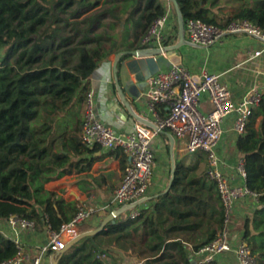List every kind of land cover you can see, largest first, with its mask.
I'll return each instance as SVG.
<instances>
[{
    "label": "trees",
    "instance_id": "16d2710c",
    "mask_svg": "<svg viewBox=\"0 0 264 264\" xmlns=\"http://www.w3.org/2000/svg\"><path fill=\"white\" fill-rule=\"evenodd\" d=\"M122 1L0 0V49L5 50L0 59V219L46 216L58 229L76 212L77 201L45 184L69 173L73 164L87 170L95 160L76 131L87 82L118 48L120 14L129 12L133 26L145 33L167 11L160 0H145L134 20L141 0L125 7ZM177 2L184 22L193 18L224 27L245 19L264 30V0ZM236 149L244 157L246 186L260 194L259 204L242 220L240 237L255 264H264V93L237 136ZM222 215L206 168L177 162L169 190L135 218L118 214L106 230L83 237L54 259L58 264H118L116 252L131 249L145 264H197L185 242L197 248L210 241ZM14 253L13 242L0 234V262Z\"/></svg>",
    "mask_w": 264,
    "mask_h": 264
},
{
    "label": "built area",
    "instance_id": "2783aa9c",
    "mask_svg": "<svg viewBox=\"0 0 264 264\" xmlns=\"http://www.w3.org/2000/svg\"><path fill=\"white\" fill-rule=\"evenodd\" d=\"M168 18V14H164L153 22L142 36V46H163L165 39L162 28ZM183 30L186 43L192 47L208 48L221 43L227 36L240 34L257 40L264 48V30L245 19L233 20L219 27L190 18L185 20ZM263 93L264 86L254 85L235 99L229 84L220 78L218 72L206 68L194 71L182 64L172 63L147 79L143 92L146 99L143 118L151 126L137 122L127 131L118 132L98 118L93 92L88 90L83 101L82 142L86 146L98 145L105 150H120L128 159L110 204L121 207L143 201L152 182V140L161 131H168L179 140L186 154L204 153L206 177L216 185L222 206L221 227L215 236L197 248L191 244L188 246L200 257V262L213 261L225 253H231L238 264H255L249 246L235 232L232 223L237 206L244 202L258 205L260 194L245 184L244 157L239 155L233 173L226 174L217 147L229 117L232 116L231 130L236 136L243 134ZM203 97L210 105L207 112L200 109ZM236 178L239 182H236ZM138 205L131 208L127 218L133 219L139 214ZM94 211L92 206L78 204L73 217L58 229L52 227L46 216L40 221L18 214L0 219V234L13 242L15 247L14 255L0 264H52L56 253L79 234L81 225Z\"/></svg>",
    "mask_w": 264,
    "mask_h": 264
},
{
    "label": "crops",
    "instance_id": "0c3cea01",
    "mask_svg": "<svg viewBox=\"0 0 264 264\" xmlns=\"http://www.w3.org/2000/svg\"><path fill=\"white\" fill-rule=\"evenodd\" d=\"M144 5L145 0H141L135 11L134 20L141 13ZM166 14L169 18L162 28V33L165 41H168L167 45H170L177 41V20L176 15L172 17L173 11L168 9ZM120 16L121 24L116 30L118 48L115 53L111 54L109 60L103 61L95 69L87 82V86L93 92L94 108L98 118L116 131L125 132L135 123L144 122L143 113L146 99L143 95L144 88L140 91L138 98L132 97L126 90L127 84H125L126 78L124 75L126 72L125 61L128 60V57L122 58L118 62L119 66H117L124 93V99H122L114 80L113 60L118 51L138 50L147 47L142 46L141 39L144 33L139 26H133L130 13L120 14ZM151 47H162V45L148 46V48ZM256 51H259V53L256 54ZM172 53L180 55V59L176 58L174 60L175 63L182 64L190 70L198 71L206 68L218 72L220 78L229 84L232 96L235 99H239L246 90L254 85L264 86V48L260 42L253 38L236 34L227 36L221 43L208 48L189 46L184 38V43ZM83 107L82 102L78 106L80 114L76 126L78 134L81 132ZM200 109L204 112L210 109L205 97L200 102ZM231 120L232 116L227 119L224 125L223 137L217 147L218 154L224 161L223 171L226 174L233 173L236 158L240 155L236 149L237 136L231 130ZM151 144L154 153L152 182L145 198L137 206L140 209L151 205L160 192L169 190L174 176L171 171L172 168L175 170L177 162H182L185 166L196 163L206 168L204 153L192 154L194 157L189 159L191 155L182 150L179 140L168 131H161L153 138ZM94 146H97L98 150H93ZM94 146H88L92 149L88 157H95L90 168L80 170L77 165L73 164L69 173L63 174L60 178H52L45 184L47 188L55 190L63 198L75 200L78 204L92 206L95 209V212L81 225L80 229H82V226H87V229H90L89 227L91 229L95 228L105 215L118 208L110 203L113 192L121 180L123 169L128 162L127 157L120 150H105L98 145ZM77 158L75 157L73 160L76 161ZM236 182H239V179L236 178ZM245 204L247 203L244 202L237 206L235 217L242 212ZM248 205L252 206V211L256 206L249 203ZM103 207L105 208L103 209ZM130 211L131 209H127L122 214L127 218ZM166 224L168 222L164 225ZM234 230L240 235L237 229ZM188 244L194 247V242H185L187 252L194 262L197 264L203 263L200 262V257L193 253ZM124 254L131 259L130 262L132 263L141 261L145 264V260H138L131 249H128ZM123 257L120 252H116L118 264H127L126 259L124 260ZM233 257L234 255L231 253H225L213 261H217L219 264H238L235 257L234 259ZM53 262L54 259H52V264Z\"/></svg>",
    "mask_w": 264,
    "mask_h": 264
},
{
    "label": "water",
    "instance_id": "95a60500",
    "mask_svg": "<svg viewBox=\"0 0 264 264\" xmlns=\"http://www.w3.org/2000/svg\"><path fill=\"white\" fill-rule=\"evenodd\" d=\"M174 11L176 14L177 20V41L170 45H165L162 47H151V48H142L138 50H121L115 54V58L113 60V72H114V80L117 83L118 91L124 99V93L121 85V76L118 73V62L122 57H128V60L125 61V78H126V90L130 95L134 98H138L140 96V91L145 88L147 79L156 73L159 69L168 67L170 64L175 63L174 60L180 59V55H174L172 51L178 49L184 43V21L181 17L179 6L177 0H170ZM168 54V55H165ZM125 90V89H124ZM145 122V121H144ZM150 125L149 122H145ZM151 126V125H150ZM172 175H174V168L171 171ZM142 201L137 203L124 205L118 207L115 210L110 211L104 218L101 220L98 226L92 229H88L80 232L74 238L69 240L65 247L56 253V257L63 254L70 246L79 241L85 236L97 235L101 233L103 230L107 229L108 224H114L115 218L118 214H122L127 209H131L135 207ZM53 264H58L57 259H54Z\"/></svg>",
    "mask_w": 264,
    "mask_h": 264
},
{
    "label": "rangeland",
    "instance_id": "374dc122",
    "mask_svg": "<svg viewBox=\"0 0 264 264\" xmlns=\"http://www.w3.org/2000/svg\"><path fill=\"white\" fill-rule=\"evenodd\" d=\"M161 2H163L165 5H166V9H167V11L166 12H168V9L169 10H171V11H173V14H172V17H173V15H174V7H173V5H172V3H171V1L170 0H160ZM122 3H123V6L125 7V6H130V5H132L134 2L132 1V0H124V1H122ZM103 7V6H102ZM102 7H100V8H96V11L98 10V11H100L101 9H102ZM230 11V10H229ZM4 49H0V59L3 57V55H4ZM83 113V112H82ZM192 157H194V155H191L190 157H189V159H191ZM95 206V205H94ZM244 210V211H243ZM95 212V211H94ZM93 212V213H94ZM251 212H252V206H250V205H248V204H245V207H243L242 208V212L241 213H239V214H237L238 216H236V217H234V220H233V227H234V229H237L238 231H239V233L241 232V223H242V220H243V218L245 217V216H247V215H250L251 214ZM92 213V214H93ZM87 226H82V229H80V232H82V231H85V230H87V228H86ZM79 232V233H80ZM119 252L124 256V258L126 259V261H130L131 259L128 257V256H126V254H124L122 251H120L119 250ZM233 259H234V257H233Z\"/></svg>",
    "mask_w": 264,
    "mask_h": 264
}]
</instances>
